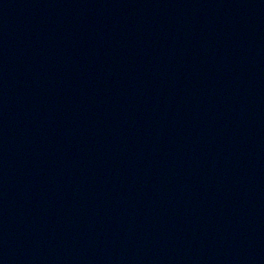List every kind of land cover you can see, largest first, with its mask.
Masks as SVG:
<instances>
[{"label":"water","instance_id":"obj_1","mask_svg":"<svg viewBox=\"0 0 264 264\" xmlns=\"http://www.w3.org/2000/svg\"><path fill=\"white\" fill-rule=\"evenodd\" d=\"M0 264H264V0H0Z\"/></svg>","mask_w":264,"mask_h":264}]
</instances>
